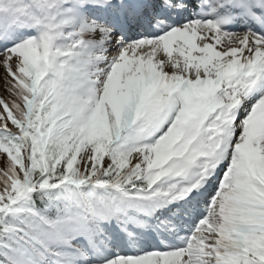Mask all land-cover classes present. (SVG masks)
Instances as JSON below:
<instances>
[{"label": "snow or ice", "instance_id": "1", "mask_svg": "<svg viewBox=\"0 0 264 264\" xmlns=\"http://www.w3.org/2000/svg\"><path fill=\"white\" fill-rule=\"evenodd\" d=\"M0 264H264V0H0Z\"/></svg>", "mask_w": 264, "mask_h": 264}]
</instances>
